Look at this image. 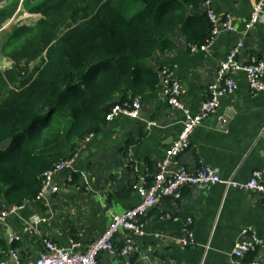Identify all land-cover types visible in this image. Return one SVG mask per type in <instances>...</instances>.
Instances as JSON below:
<instances>
[{"label":"crops","instance_id":"obj_1","mask_svg":"<svg viewBox=\"0 0 264 264\" xmlns=\"http://www.w3.org/2000/svg\"><path fill=\"white\" fill-rule=\"evenodd\" d=\"M254 1L211 0L216 13L229 16L233 31L222 30L208 47L195 50L190 47L197 43L176 33L174 48L151 58L154 67L168 66L176 75L180 99L190 112L199 110L221 60L239 38L244 42L238 56L241 61L251 54L264 56V20L244 29ZM228 75L234 78L236 89L223 95L217 111L194 127L188 146L171 158L170 169L179 165L195 169L205 162L223 178L245 180L255 169L264 177V90L252 92L242 70H230ZM161 86L159 80L156 87L137 96L141 107L146 104V111L140 109L138 117L105 119L97 131L80 139L72 165L53 177L58 190L24 201L23 209L0 224V258L11 260L13 248L22 264H31L42 249L43 238L63 246H69L73 238L76 249L83 250L100 235L111 214L138 202L137 184L153 180L158 162L185 119L180 109L166 102ZM142 220V234L132 236L137 251L120 252L126 236L120 231L114 238V251L99 253L101 264H250L264 260V242L242 257L231 253L244 229L264 233V195L253 190L226 188L221 183L185 186L179 197H163ZM28 225L34 226L32 231ZM188 229L194 242L183 245L179 238ZM12 234L16 238L10 243Z\"/></svg>","mask_w":264,"mask_h":264},{"label":"trees","instance_id":"obj_2","mask_svg":"<svg viewBox=\"0 0 264 264\" xmlns=\"http://www.w3.org/2000/svg\"><path fill=\"white\" fill-rule=\"evenodd\" d=\"M203 1L0 0V28L18 10L39 14L0 44L12 61L0 72V204L34 199L43 171L73 156L114 103L156 87L150 60L174 34L205 42Z\"/></svg>","mask_w":264,"mask_h":264},{"label":"built area","instance_id":"obj_3","mask_svg":"<svg viewBox=\"0 0 264 264\" xmlns=\"http://www.w3.org/2000/svg\"><path fill=\"white\" fill-rule=\"evenodd\" d=\"M202 7L211 22V31L205 42L199 45L192 44L190 47L192 50L205 49L214 40L215 35L222 30H234L229 16L216 13L211 6V0H204ZM262 20H264V0H255L249 18L244 24V29L248 31L255 23ZM243 46L244 42L239 38L228 50L225 58L220 62L214 80L207 86L206 96L202 100L199 110L195 113L190 112L181 101L180 82L173 71L165 65L159 68L161 92L166 102L173 108L180 109L185 119L176 138L165 149V157L158 162V169L153 174V180L151 182L142 181L137 184L136 189L140 195L138 202L121 212L111 214L107 226L86 248L83 250L76 249L78 244L73 238L70 239L69 246H63L43 238L42 249L31 264H101L98 258L99 253L103 250L114 251V238L120 231L126 232L125 243L120 248V252L127 255L137 251L138 246L134 244L132 236L142 234L144 226L142 219L148 210L165 196L179 197L181 189L185 186L221 183L226 188L253 190L264 195V177L258 169L253 170L247 179L236 180L223 178L211 165L205 162L199 164L195 169H189L184 165H179L173 170L169 168L171 158L188 146L190 134L194 127L217 111L223 95L236 89L237 84L234 78L228 75L230 70H242L252 92L257 93L264 90V56L251 54L246 61H241L238 56ZM140 109L141 101L135 96L114 103L106 112L105 119L111 120L119 115L138 117ZM91 136L92 133L86 136L85 140H89ZM261 137L264 139V127L261 131ZM73 161L74 156H71L44 170L41 175V189L37 197L44 195L47 190L57 191L58 187L53 184V177L58 172L69 168ZM25 205V202L20 204L2 202L0 204V224H4L9 215L17 214ZM191 222L192 219L188 218L187 223L190 224ZM33 227L28 225L27 230L32 231ZM241 235L234 243L231 252L236 257L244 256L246 253L257 249L264 242V233L259 235L244 229ZM15 238V235H10L9 242L12 243ZM179 241L183 245L192 244L194 242L192 230L188 229L186 235L179 238ZM9 254L11 260L0 258V264H22L15 249H10ZM250 264H264V260L262 262L252 261Z\"/></svg>","mask_w":264,"mask_h":264},{"label":"rangeland","instance_id":"obj_4","mask_svg":"<svg viewBox=\"0 0 264 264\" xmlns=\"http://www.w3.org/2000/svg\"><path fill=\"white\" fill-rule=\"evenodd\" d=\"M138 4L139 5L136 6V9L138 7H141V1H138ZM38 16H39L38 13H29L26 11H22V9H21V11L18 10V12H16V14H14L6 23H4L3 27L0 28V44L2 42V37H3L4 33H6V31H8L13 25L17 24L18 22L32 23L38 18ZM2 28L3 29L5 28L4 31L2 30ZM0 59H2V61H3V62H0L1 63L0 72L11 67L12 61L10 59H8L7 57H5L1 54H0ZM34 63L35 62H32L30 64V67L33 66ZM22 77H23V75L20 76L18 78V80H20Z\"/></svg>","mask_w":264,"mask_h":264},{"label":"water","instance_id":"obj_5","mask_svg":"<svg viewBox=\"0 0 264 264\" xmlns=\"http://www.w3.org/2000/svg\"><path fill=\"white\" fill-rule=\"evenodd\" d=\"M141 110L144 111V112L146 111V104H145V102H143L142 107H141Z\"/></svg>","mask_w":264,"mask_h":264}]
</instances>
